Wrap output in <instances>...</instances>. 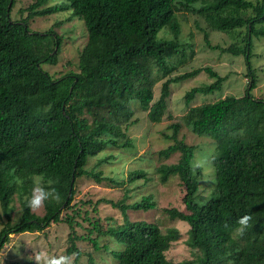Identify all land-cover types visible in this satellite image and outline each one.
Here are the masks:
<instances>
[{
    "label": "trees",
    "instance_id": "16d2710c",
    "mask_svg": "<svg viewBox=\"0 0 264 264\" xmlns=\"http://www.w3.org/2000/svg\"><path fill=\"white\" fill-rule=\"evenodd\" d=\"M15 4L16 0H0V216L5 218L0 251L10 234L47 233L51 224L65 222L70 228L65 255L76 253L74 264L82 255L86 264H95L92 250L106 252L114 264H264V97L252 92L258 84L252 58L254 39L264 37V0H33L16 12ZM56 12L82 20L87 39L79 50L77 69L54 78L42 65L56 63L61 36L52 29L32 30L29 21ZM177 13L204 20L205 27L197 20L194 24L203 31L206 47L242 56L249 78L243 94L213 98L228 75L209 66L178 73L193 50L187 54L185 43L190 42L179 41ZM207 29L228 34L232 41L225 47L212 45ZM166 31L172 37H164ZM200 72L209 82L185 93L184 114L169 125L172 133L166 135L174 142L157 153L163 158L176 152L180 156L155 168L161 182L176 176L184 187L185 210H163L170 220L189 225L188 235L204 255L196 263L166 258L165 251L181 235L178 228L164 230L158 222L131 220L127 210L146 211L155 205L152 193L127 201L131 188L150 181L146 167H129L123 174L112 168L110 176L96 165H111L113 151L131 150L134 144L127 130L137 114L145 112L151 123L161 122L171 84ZM204 96L207 99L190 105ZM167 117L172 115L168 112ZM182 125L212 142L206 154L213 174L208 196L198 192L203 174L192 161L195 145L177 140ZM92 158L97 162L89 167ZM36 175L55 181L52 186L60 194L59 201L45 202L42 215L27 206ZM14 176L23 184H15ZM81 177L122 186L119 200L103 196L96 200L119 210L121 220L104 216L90 221L86 216L87 233L74 229L77 209L72 201ZM15 197L20 213L12 220ZM245 214L253 217L251 227L243 237L233 238L236 221ZM30 257L15 264H36Z\"/></svg>",
    "mask_w": 264,
    "mask_h": 264
},
{
    "label": "rangeland",
    "instance_id": "374dc122",
    "mask_svg": "<svg viewBox=\"0 0 264 264\" xmlns=\"http://www.w3.org/2000/svg\"><path fill=\"white\" fill-rule=\"evenodd\" d=\"M33 0H16L14 11L23 7ZM68 13L56 12L47 16L34 17L29 21V27L36 31H45L52 29L61 36L60 48L57 53L55 64H43L42 67L48 71L54 78L60 77L70 70L77 69V59L79 50L84 46L87 39V32L82 20L67 19ZM177 16L181 23V32L179 41H189L185 43L186 53L192 48L193 55L186 59L184 65L178 73L188 71L195 67L209 66L221 73V75H228V79L223 84V89L216 92L213 98L223 97L226 94H243L248 77L245 76L246 67L242 56H233L231 54L213 50L205 46L203 40V31L199 29L194 23H199L200 26L205 27L204 20L190 13L180 14ZM212 45L219 44L222 47L227 46L231 41L228 34L221 33L214 30H206ZM163 36L170 38L171 33L166 31ZM189 45V46H188ZM188 47V48H187ZM256 53L253 59V66L258 75V84L252 90L254 95L264 97V37L254 39V49ZM176 72V73H177ZM212 81V79H211ZM209 82V78L204 72H200L197 76L172 83L170 86V95L167 99L166 114L163 120L159 123H151L145 116V112H139L136 123L130 125L127 134L133 139L134 147L131 150L122 149L120 151H113L116 156L112 164L101 163L96 165L97 168H102L105 175H110V169H120L125 172L127 168H135L143 165L148 169L150 181L144 183L141 188L132 189L129 191V198L127 201H133L140 195H148L152 193V202L155 203L154 207L148 210H127L131 220H147L158 222L161 228L165 230L167 227H176L180 231V237L171 242L169 248L165 251L167 259L173 261H181L185 259L194 260L196 263L203 261V251L191 241L190 234L188 235L189 225L179 219L170 220L163 210L164 208L177 207L185 210V205L182 201L184 196V187L180 185V180L176 176H171L166 182L159 180V175L155 172V168L162 162L174 163L179 158V153L176 152L169 158L158 157L159 150L167 147L173 143V139L166 137L172 133L169 125L176 122L184 114L186 103L184 101L185 93L193 86L200 85L201 83ZM161 82L155 85L154 96L155 99L159 96V88ZM207 99L205 96L198 97L194 102L200 103L202 100ZM107 109V108H105ZM105 109L101 111L105 113ZM98 110L97 112H99ZM172 115V118L167 117V113ZM177 140L183 139L185 143L195 145V157L192 159L195 168L202 167L203 176L200 177V186L198 192L203 196H208L209 188L208 182L212 179V169L210 168L211 149L210 139L205 135H196L191 132L185 125H182L177 132ZM142 156H146L143 160ZM97 162L96 158H92L87 163V166L92 167ZM126 176L124 175V178ZM131 186V185H130ZM129 186V187H130ZM76 193L72 201V208L77 209V213L73 216V226L78 233H87V228L90 226L89 220H84L86 216L90 221L100 218L103 220L104 216H109L115 221L122 218L121 213L117 209H113L109 204H97L96 200L99 197L112 198L114 201L122 197L124 191L122 186L110 185L107 181L98 183L87 177L78 178L76 181ZM133 198V199H132ZM88 200H91L87 202ZM13 211L11 212L12 220L18 218L19 199L14 198ZM93 207L96 211H93ZM34 212V211H33ZM1 213V209H0ZM34 213L42 215L44 207ZM64 215L70 213L63 211ZM5 218L2 214L0 216V229L3 226ZM77 223L83 225L82 228L78 227ZM85 227V228H84ZM45 232L39 233H24V234H10L9 240L3 245L0 251V264H15L16 262H23L33 256L37 252H47L49 256L65 255V248L68 245L67 232L70 231L67 223H53L47 228ZM80 245L81 242H79ZM83 249V248H81ZM91 249V248H90ZM85 250V249H84ZM95 264H114L115 260L106 252L92 250ZM72 255V254H70ZM35 261V260H34ZM86 256L82 255L79 264H86Z\"/></svg>",
    "mask_w": 264,
    "mask_h": 264
},
{
    "label": "clouds",
    "instance_id": "9594fccd",
    "mask_svg": "<svg viewBox=\"0 0 264 264\" xmlns=\"http://www.w3.org/2000/svg\"><path fill=\"white\" fill-rule=\"evenodd\" d=\"M200 166V165H197ZM33 188L31 195L27 199V206L32 211H38L42 209L46 201H59L60 194L52 185L55 183L52 179L45 181L42 175H36L33 178ZM13 182L17 185H22L23 180L19 176L13 177ZM253 217L251 214H245L239 217L236 221L237 226L232 230L233 238L243 237L246 230L251 227V221ZM227 228L228 226L225 225ZM77 254L72 255H55L49 256L47 252L41 251L34 254V260L36 264H74V259ZM229 264H234V261H229Z\"/></svg>",
    "mask_w": 264,
    "mask_h": 264
}]
</instances>
